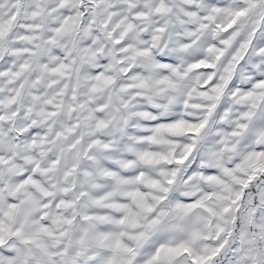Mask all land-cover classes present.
I'll use <instances>...</instances> for the list:
<instances>
[{
  "label": "snow or ice",
  "instance_id": "6c2138e0",
  "mask_svg": "<svg viewBox=\"0 0 264 264\" xmlns=\"http://www.w3.org/2000/svg\"><path fill=\"white\" fill-rule=\"evenodd\" d=\"M0 264H264V0H0Z\"/></svg>",
  "mask_w": 264,
  "mask_h": 264
}]
</instances>
